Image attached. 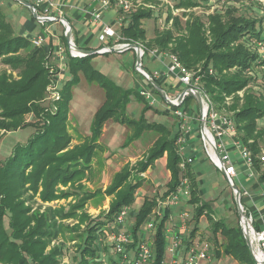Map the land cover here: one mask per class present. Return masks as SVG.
I'll use <instances>...</instances> for the list:
<instances>
[{
    "label": "trees",
    "instance_id": "16d2710c",
    "mask_svg": "<svg viewBox=\"0 0 264 264\" xmlns=\"http://www.w3.org/2000/svg\"><path fill=\"white\" fill-rule=\"evenodd\" d=\"M5 1L0 0V129L17 130L26 126L25 117L30 111L39 113L41 110L39 101L44 98L47 84V70L44 66L47 52L43 47H33L28 49L25 56L20 55L21 50L29 47L28 39L16 34L4 9L7 6ZM10 1L21 4L15 0ZM175 1L178 8H192L209 0ZM151 15L152 10L146 9L131 12L130 18L120 30L119 42L145 41L147 32L142 20ZM172 17L170 12L167 21ZM209 18L208 36L204 31V23L195 14L192 13L185 23L182 17H173L171 26L162 31L156 29L154 44L168 54H173L185 69L199 70L206 89L213 100L220 103L219 109L225 107L233 112L240 140L252 152V166L264 181V161L260 157L264 149V94L251 90H246L243 97L238 94L250 84L251 78L246 76L247 71L258 62L264 65V57L248 44L254 37L259 39L262 30L256 27L254 21L241 16L231 15L224 19L221 14H214ZM147 53L148 49L144 47L143 60ZM68 55L74 77H77L79 71H84L90 79L98 80L105 90V101L93 117L91 136L80 144L70 146L72 140L67 130V116L62 111L53 117L52 124L44 126V132L31 138L25 146H17L0 168V261L4 264H58L64 253L63 246L52 245V242L59 235L58 221L65 219H74L77 221L74 226L83 231L84 242L78 246L82 264H89L88 258L97 259V238L102 234L103 237L107 235L103 228L106 223L100 218H91L85 209L87 201L98 190H86L83 181L88 178L102 128L108 120L135 128L146 123V119L136 120L127 114L130 95L134 90H123L91 67V58L95 54L86 57ZM208 68L215 69L217 75L209 74ZM232 95L233 101L227 105L225 98ZM151 108L147 106L145 110ZM180 125L171 127L160 123L147 124V127L158 133V137L144 162L140 163V172H145L153 162L166 154L167 167L171 173L166 195L177 190L183 177L179 166L181 155L176 145L181 133ZM140 131L136 132V137ZM129 166L125 165L117 171L105 190L112 199L104 218L114 220L115 215L124 207L130 209L128 213H134V244L131 245V249H134L142 238L141 231L158 207V200L156 197H146L138 208L134 206L136 191L141 187L143 179L140 177L132 182ZM187 175L191 185L190 202L200 204L202 200L196 178L191 170ZM37 196L43 204L72 198L71 207L65 210L63 207L46 205L43 209L42 204L35 208ZM207 206L203 202L197 208L199 214ZM167 213L156 216L151 222L154 248L151 264H162L166 259ZM7 219L10 230L5 226ZM214 225V231H221L224 236L229 254L242 264H256L240 224L232 226L219 220ZM253 227L260 231L254 224ZM252 235L256 237L253 232Z\"/></svg>",
    "mask_w": 264,
    "mask_h": 264
},
{
    "label": "rangeland",
    "instance_id": "374dc122",
    "mask_svg": "<svg viewBox=\"0 0 264 264\" xmlns=\"http://www.w3.org/2000/svg\"><path fill=\"white\" fill-rule=\"evenodd\" d=\"M111 1H113L112 4L114 5L116 4L115 1L119 2L121 0H111ZM130 1L132 4L131 9L126 10V9L119 8L121 10L119 11L121 20L119 23V34H118L119 39L117 41L119 42V40L121 39L120 30L122 26L126 24L128 18H130L131 12L137 11L140 9L152 10V15L142 20V25L146 29V32H147L146 40L143 42L142 41L134 42L142 46L143 49L144 47L148 49V53L144 57L142 66L144 68L145 66L148 67L150 71H152L156 67L155 66L156 64H152L148 66V63H147V60H149L152 55L151 51H154L157 49L160 54L167 53L165 50H162L161 48H159L157 45L154 44V39L156 36V29L162 31L164 30V28L171 26L173 24V17H176V16L182 17L185 23L192 13L198 16L202 20V22L204 23V31L206 35L208 36L210 35L209 16L214 15V14H221L224 19L230 17L231 15H234L236 17L241 16V17H245L249 20L254 21L256 23V27L261 28L262 30L261 35L259 39L255 37L251 39L248 44L250 48H252L254 51H256L257 53L261 54L264 57V0H209L203 3L202 5L195 6L192 8H186V7L178 8L175 6V2H176L175 0H139L138 2L135 0H134L135 2L133 0H130ZM33 4L37 6L35 3ZM4 9L6 10L8 19L12 23L16 34L23 36L25 39H28L29 47L21 50L20 55L25 56L26 54H28L29 52L28 49L35 47L32 44L31 40L34 37L43 35V42H42V45L39 47L45 48L47 52L46 59L44 62V66L47 70V84L45 87L44 98L41 101H39V104L41 105V110L39 111V113H36L35 111H30L26 115L25 117L26 126L25 127L18 128L17 130L0 129V168L12 156L17 146L19 145L25 146L31 138L36 136L38 133L44 132L45 130L44 126L49 123L52 124L54 120L53 117L58 116L59 114L62 113V111L65 112L67 116V121H66L67 130L72 140L70 146L80 144L86 138L91 136L90 135L91 134L90 125L92 126L93 117L95 113L97 112V110L101 107V105L105 101V90L98 80L90 79L89 75L86 74V72L84 71H79L77 77H74V75L72 74L70 67H69V61H70L69 55H68L69 47H68L67 40L65 37V27L61 22L56 25L54 23L57 21L41 23L34 18L32 12L27 7L21 4H18V3H14V6H11V7L7 5L4 7ZM38 11L40 15L42 16L45 15L43 14V12H40V10ZM170 12L173 17L168 22L167 16L169 15ZM184 13L186 14L183 15ZM51 16H59V15H51ZM62 16H65V15L62 14ZM67 20L69 21L68 18ZM72 35L74 38V42L77 45L78 42L77 40H75L73 27H72ZM107 38H105V40ZM105 40L100 39V41L102 42H104ZM119 43L125 44L121 42ZM118 45L119 44L108 45V46L110 47V46H118ZM104 46L100 47L99 49H102ZM77 47L79 46L77 45ZM93 50H98V49H93ZM128 50H133L134 52L133 59L131 58V55H130L131 52ZM128 50H125L128 52L122 55L121 57L122 65L124 66L127 72V74H125L123 79L121 77L122 83L125 80L129 79L131 76H134L136 81H138V78L140 79L141 77L146 81L147 85L150 88H153L149 80L145 78L143 75H141L135 68V63L137 59L136 50L135 49H128ZM109 52H113V51H108L105 53H109ZM121 52H124V51H121ZM105 53H101V54L103 55ZM66 57H67V60H66ZM104 60H105V57H99L97 59V61L99 62V64L96 65L97 69L102 70L101 65L103 64ZM91 67L93 68L92 65ZM213 70H214V75L216 76L217 72L215 71V69ZM195 72L198 73L199 70ZM13 74L16 78H18L15 72H13ZM150 74L152 75V72H150ZM246 76L250 77L251 81H250V84L246 88L238 92L240 97H243L246 90L247 91L251 90V91L257 92L258 94L260 93L264 94V65L263 63L258 62L256 65H254L252 69L247 71ZM50 77L59 80L57 81L59 82V86L57 87L59 89V92L61 93L62 99L57 103L58 109H55L54 103L52 102L53 100L51 99L50 94L48 92ZM106 78L110 80L108 76H106ZM200 84H201V89H203L206 93H208V95H210L211 99L213 100L211 94L208 92V90L206 89L204 85L205 83L201 81ZM120 87L123 90H130V89L131 91L134 90V92L130 95V98L134 96L136 99L141 101L140 102L142 104L141 108H143V110L147 106H150L149 101H144L143 100L144 96L140 94L139 91L135 89L134 87L133 88H127V87H122V86ZM153 92L157 98L158 93L155 91ZM186 98L187 99L183 103L182 107L189 110L191 113L196 114L197 122L199 125H201L202 115H201L199 106L198 107L196 106L197 101L195 97L189 95ZM233 98H234V95L230 97L229 103H227V105H230L232 103ZM162 105H164L166 108L174 109L173 106L167 103L166 100L163 98H162V101H157L156 103L157 107H160ZM214 105L216 106L217 109H219L220 107L219 102H216L214 100ZM148 110L149 109H146V111ZM223 111L227 112L228 110L224 109ZM176 126L179 127L178 124ZM135 131L136 130L133 126L124 124V130H123V133L121 134L122 141L119 143V144L126 143L125 146H123V148L128 146L130 141L133 140L134 138L133 134L135 133ZM114 147L116 148V146ZM197 147L202 149L205 152L203 142H199L197 144ZM100 151L102 150H97L96 154L100 155ZM134 153H135L134 154L135 156L142 155V153L138 152L137 150H135ZM114 154L115 153H112L111 156H113ZM146 156L147 154H145V158ZM126 160H128V156L127 157L123 156V158L120 159V161H118L117 159L115 161L116 163L121 164L122 167L128 164L130 165L129 167L132 170L130 180L132 182H135L141 177L140 176V163L144 162L145 159L138 160L134 162V164L125 163ZM102 163L103 161L99 159L98 165L101 166ZM262 169L264 170V165ZM218 175L219 177L218 179H216L217 181L216 180L214 181L216 182L215 187L221 189L223 185L222 184L223 179H221L220 173H218ZM112 180H113L112 170L109 171L108 174L105 176L104 175L96 176V175L91 174L90 169H89L88 178L87 180L83 181V184L86 190H90V191L98 190L97 194L93 198L87 201L85 205V209L90 214L91 218L102 219L103 222L106 223L103 225V228L107 231L106 232L107 235L105 237H103V234L98 236L97 243H96V246L98 248V258L97 259L88 258L87 261L89 264H103L102 262H103V259L105 258L104 256L105 253H106L107 259L109 258V260H112L114 258V256L111 253V245L109 244L107 237L109 234H111L114 231L112 227L116 224L117 214L114 217L115 219L112 221H109V219L104 218V216L108 213L110 209V202L112 199V196L107 195L105 190L111 184ZM166 180H167V175L162 174L160 175L159 184L157 186L151 181L145 182L144 192L141 191L143 193L139 192L136 194L138 206H140L141 203L143 202L141 200L143 198L145 199L146 197H150V198L162 197L163 195H165L168 189L166 185ZM229 188H230L229 191L231 192V196H233L234 191L231 186H229ZM220 194L221 195L218 201L222 200V195L226 196L225 195L226 193L225 194L220 193ZM36 199H37V204L35 205V208L38 205L43 204L39 196H37ZM71 201H72V198H69L68 200H65V199L56 200L51 203L43 204V209H44V206L46 205H50V206L52 205L54 207H63L65 208V210H69L71 207L70 206ZM245 201H246L245 198H243V202L246 205ZM128 210L130 209L128 208ZM134 218H135L134 213L129 211L126 220L128 221V227L130 228L128 230L126 229L127 231H132L134 224H135ZM221 218H223L229 225H232V226H237L238 224H240L237 205H234L233 211L227 217L223 215V217ZM246 218L251 220L248 213L246 214ZM153 219H155V217ZM58 222H59V235L52 242V245L63 246L64 253L62 256H60L58 264H82L78 246L79 244H83L84 242L83 231L81 229L76 228V226H74L77 223V221H75L74 219L59 220ZM5 226L8 230H10L8 219L6 220ZM252 226H253V223H252ZM151 231H153V229L143 228V231H141L142 232L141 235H145L146 239H150ZM0 264H4V263L0 261Z\"/></svg>",
    "mask_w": 264,
    "mask_h": 264
},
{
    "label": "crops",
    "instance_id": "0c3cea01",
    "mask_svg": "<svg viewBox=\"0 0 264 264\" xmlns=\"http://www.w3.org/2000/svg\"><path fill=\"white\" fill-rule=\"evenodd\" d=\"M53 1L54 7H50L45 1L37 3V0H31V2L37 5L40 12H43L45 15H65L73 27L75 40H77L79 48L93 50L99 49L104 45L108 46L120 44L117 41L119 39V23L121 20L119 12L120 9L116 5L109 6V8L105 9L100 0L95 1L91 5H89V3H91L92 0ZM5 5L10 7L14 6V1L8 2L6 0ZM58 23L60 22H55L54 24L56 25ZM105 26H110L112 29H115V35L108 37L104 42H102L100 41V35L102 34ZM156 50L151 51L152 55L150 59L147 60L148 66L156 64V67L150 71V69L145 66L146 70L152 72L153 74L159 72L156 77L161 81V86L168 92L169 95H171V97H177L180 92L184 90V85L179 79V75L181 73L178 71L175 75L170 77L161 75V72H166L168 70L173 61L169 54H160L158 50ZM128 51L131 52L130 55L133 59V50ZM128 51L109 52L103 55L101 53L95 54L94 58L91 59V65L95 70L105 76H108L110 80L115 82L117 85L127 88L134 87L137 89L139 93L144 96L143 100L149 101V105L152 106V108L148 111H146L145 108L143 110V108H141V101L136 99L134 96L131 97V102L127 107L128 116L135 119L137 118V120L146 119V123L138 128L134 127L136 130L133 134L134 138L130 141L129 145L124 148L123 146H125L126 143L119 144L122 141L121 134L124 130V124L114 120H108L105 122L96 149V152L97 150L102 151H100V155H95L90 168V173L96 176H105L112 170L113 177L115 173L122 168L121 164L116 163L115 160L117 159L120 161L123 156H128V160H126L125 163L130 164H134V162L138 160L145 159V154L148 153L149 149L158 137V133L147 127V124L160 123L171 127L181 124V119L176 117L174 114L175 107H173L174 109H171L166 108L164 105L160 107L156 106L157 101H162V97L158 94L156 98L153 92L154 89L150 88L143 78L140 77V79L138 78V81H136L135 77L131 76L122 83V79L127 72L122 65L121 57ZM97 56L105 57V60L101 65L102 67L100 66L102 70L96 68V65L99 64L97 61L99 57ZM186 99L187 98L184 99V102ZM182 105L180 108L187 112V123L192 127V130L188 135V141L185 144L184 150L181 153L179 152L181 155V162L179 166L182 175H187L189 170L193 172L198 183L199 194L202 201L200 204L191 203V194L182 192L181 198L176 204L166 206L163 203V200L168 194H165L162 197H156L158 200V207L154 211L150 220L144 226V229L147 228L148 223L153 222L154 217L162 216L166 211H168V219L165 224L166 246L168 248L175 238H181L183 240V246L175 250L173 254L172 252L166 250V257L174 255V257L178 259V264H189L186 262L188 257L187 248L193 244H195L198 248L207 245L211 250L210 259H202L199 257L192 264H242L227 252L225 238L221 231H214L215 222L223 220L226 224H228L221 217H223V215L227 217L233 211L234 205H236L234 194L231 196V192L229 191L230 185L227 183L225 174L219 167H217L207 152L204 140L200 136L201 125L197 122V115L183 108ZM196 106L198 107V105ZM224 109L225 107L218 109L220 111V120L224 114H227L233 120V112H224ZM139 129L142 131H140V135L136 137V132ZM199 142H203L205 152L197 147ZM222 144H224L227 153H222V156L226 157L228 155L235 165L236 174L233 178L234 182L239 188H241V192L244 193V198L246 200V214L248 213L251 218V220L249 219V224L251 223L250 221H252V223L257 226L260 231H262L264 230V181L260 179V174L254 169V167L246 163L242 149L239 147L236 138H234L231 133L222 135ZM114 146H116V148ZM135 150L141 152L142 155L135 156ZM112 153L115 154L111 156ZM99 159L103 161L101 166L98 165ZM218 173H220L221 179H223L221 189L216 188V182H214L219 177ZM162 174L167 175L166 185L168 187V183L171 179V173L167 167L166 154L164 157L153 162L145 172H140V176L143 181L141 187L136 191V194L141 191L144 192L145 182L151 181L157 186L159 184L160 175ZM220 193H226V196L222 195V200L218 201L221 195ZM141 200L144 201V198ZM203 202L207 203L208 206L204 209L202 214H199L197 208L201 206ZM134 206H138L137 196ZM210 217L212 220H210ZM129 228L127 220L122 225L115 224L112 227L114 230H128ZM142 236L145 237V235ZM150 242L153 243L152 237L150 238Z\"/></svg>",
    "mask_w": 264,
    "mask_h": 264
},
{
    "label": "built area",
    "instance_id": "2783aa9c",
    "mask_svg": "<svg viewBox=\"0 0 264 264\" xmlns=\"http://www.w3.org/2000/svg\"><path fill=\"white\" fill-rule=\"evenodd\" d=\"M42 1L48 3L50 7H54L53 0H37V3H40ZM95 1L98 0H92L91 3H89V5H91ZM100 1L105 9L113 5L112 4L113 1L111 0H100ZM135 1L138 2L139 0H135ZM115 3L116 4L114 5H116L120 9L129 10L132 8V4L130 0H121L119 2L115 1ZM43 16H51V14L43 15ZM113 35H115L114 29H112L110 26H105L103 28L102 34L100 35V39L105 40V38ZM31 42L35 47L41 46L43 42V35L34 37L31 40ZM105 51L108 52V49H106ZM169 56L173 62L166 72H161V75H164L165 77H170L172 75H175L178 71H180L181 74L179 75V79L183 83V85L186 88L192 87L194 89H198L202 93L206 107V117L204 123L209 135H207L204 138L202 129L200 128V136L203 138L207 152L209 153L210 158L213 160V162L215 164L216 163L219 164L221 160L222 163H224L225 176L227 182L230 184L231 182H234L233 177L236 174V168L234 163L228 157V155L226 157L222 156V153H226V148L224 144H222V135H225L226 133H231L232 136L236 138V141L239 144V147L242 149L244 159L248 165L253 164L254 161L253 154L248 148V146L244 145L242 141L239 139L237 126L232 120V118H230L227 114H224L222 116V119L220 120V111L214 105V101L211 99L208 93H206L203 89H201L200 83L202 81L203 75L200 73V71L197 73L195 71L187 70L173 54H169ZM207 71L209 74L214 75V70L212 68H208ZM158 74L159 72H156L155 76ZM49 80L50 81L48 86V92L50 94L51 99L53 100L52 102L54 103L55 109H58L57 103L62 99L61 93L59 92V89L57 87L59 86V82H57L59 80L51 77L49 78ZM194 89L192 90V92L195 93L196 91ZM230 97L231 96H226L225 98L226 103H229ZM172 98H177V97H172ZM197 105L199 106L198 101H197ZM174 114L176 117L181 119V125H180L181 133L178 136L176 142L178 145V151L181 153L184 150L185 144L188 141V135L191 132L192 127L187 123V118H188L187 112L181 109L180 106L175 107ZM214 140L216 141L217 144L219 157L215 153ZM260 157L264 161V149ZM182 192L191 193V185L187 175H183L181 183L178 186L177 190L168 194L166 198L163 200V203L166 206L176 204L180 200ZM127 215H128V208L125 207L122 208L116 216V224L118 225L124 224ZM147 228L150 229L153 228V224L148 223ZM259 233L261 237L262 247L264 248V230L259 231ZM107 238L109 244L111 245V253L114 256V258L112 260H109V258L107 259L105 253L104 254L105 258L103 259L102 262L103 264H151L152 263L154 257V251H153L154 248H153V243L150 242V239H146L145 237H142L141 240L137 242L135 248L131 249V245L134 244V235L132 231L114 230L111 234L108 235ZM182 246H183V240L181 238H175L172 244L167 248V251H170L173 254L175 250L181 248ZM187 251H188L187 254L188 257L186 259V262L189 264L194 263L196 259L199 257L202 259L205 258L210 259L211 250L207 245L198 248L195 244H193L187 248ZM162 264H178V259L174 257V255H171L170 257H166V259L163 261Z\"/></svg>",
    "mask_w": 264,
    "mask_h": 264
},
{
    "label": "water",
    "instance_id": "95a60500",
    "mask_svg": "<svg viewBox=\"0 0 264 264\" xmlns=\"http://www.w3.org/2000/svg\"><path fill=\"white\" fill-rule=\"evenodd\" d=\"M15 1L21 3L23 6L27 7L32 12L34 18L41 23L51 22V21L61 22L65 27V37H66L67 44L69 47V54L73 57H86V56H90V55H94V54H98V53H105L106 49H108V51H113V52H121V51H125L128 49H135L136 53H137V59H136V63H135L136 70L141 75H143L145 78H147L149 80L152 87L156 91L159 92L161 97L163 99H165L167 103L171 104L173 107H179L183 104L184 99L186 98L187 95H192L197 99V101L199 103L201 115H202L201 129H202L203 137L205 138L207 135H209L208 131L206 130L205 123H204L205 117H206L205 101H204L203 95L200 92V90L194 89L192 87H187L182 92H180V94L177 96V98H172L168 94V92L161 86V84L154 78V76H152L150 74V72L142 66L143 65V55H144V49L142 48V46H140L137 43H125V44H119L118 46H110V47L104 46L102 49H98V50L81 49V48L77 47V45L74 42V38L72 35V26L65 16H62V15H59V16H42L39 14L37 6H35L31 1H29V0H15ZM76 48L79 49L82 53L76 52L75 51ZM193 89L196 91L195 93L192 92ZM214 147H215V153L219 157L218 150H217V144H216L215 140H214ZM216 165L225 174L224 163H222V161L220 160V163L219 164L216 163ZM230 186L232 187V189L234 191V199H235V202H236V205L238 208V216L240 219V226H241V229H242V231L245 235V238L247 240L251 255H252L254 261L256 262V264H264V253H263L264 248L262 247L260 233H259V231H257L252 226V221H250L251 222L250 223V229L259 238V246L262 250V255H261L262 260H260V258L256 255V253L252 247V244L250 242V239L248 238V236L246 234V230H245L246 224H247L246 205L243 202L242 192H241L240 188L238 187V185L235 184V182H231Z\"/></svg>",
    "mask_w": 264,
    "mask_h": 264
},
{
    "label": "bare ground",
    "instance_id": "6f19581e",
    "mask_svg": "<svg viewBox=\"0 0 264 264\" xmlns=\"http://www.w3.org/2000/svg\"><path fill=\"white\" fill-rule=\"evenodd\" d=\"M75 51L76 52H79V53H82L79 49H75ZM213 153V152H212ZM245 230H246V234H247V236H248V238L250 239V242H251V244H252V247H253V249H254V251H255V253H256V255L260 258V260H262L261 259V255H262V250H261V248H260V246H259V238H258V236H256V237H254L253 235H252V232H251V229H250V224H249V219H247V224H246V228H245ZM264 253V252H263Z\"/></svg>",
    "mask_w": 264,
    "mask_h": 264
}]
</instances>
